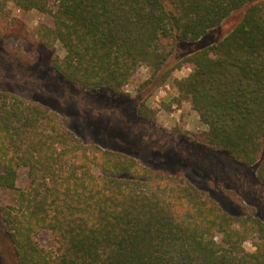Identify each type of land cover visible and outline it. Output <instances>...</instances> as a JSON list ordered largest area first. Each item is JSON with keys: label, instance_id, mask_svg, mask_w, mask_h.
<instances>
[{"label": "trees", "instance_id": "16d2710c", "mask_svg": "<svg viewBox=\"0 0 264 264\" xmlns=\"http://www.w3.org/2000/svg\"><path fill=\"white\" fill-rule=\"evenodd\" d=\"M9 5L53 18L36 27L37 44L49 68L81 90L121 94L142 66L163 80L168 63L191 66L173 83L174 98L189 102L202 125L192 142L251 166L264 190V0H0V21ZM238 9L223 37L175 51ZM137 111L154 120L146 103ZM220 188L243 215H230L179 173L83 142L49 105L0 90V190L10 193L0 206L2 244L16 264H264V221ZM43 231L54 248L38 242Z\"/></svg>", "mask_w": 264, "mask_h": 264}, {"label": "rangeland", "instance_id": "374dc122", "mask_svg": "<svg viewBox=\"0 0 264 264\" xmlns=\"http://www.w3.org/2000/svg\"><path fill=\"white\" fill-rule=\"evenodd\" d=\"M7 12L0 21V90L49 105L83 142L124 152L153 169L179 173L230 215H243L244 208L223 193L220 188L223 186L237 194L243 204L254 207L264 221V190L255 180V170L251 166L235 165L221 153L205 150L191 140V135L202 125L189 102L174 98L177 90L173 83V79L187 75L191 66L173 70L168 63L163 69L168 73L166 80L152 78L150 69L142 66L121 94L84 91L56 75L49 68L47 49L37 44L36 27L40 23L51 25L53 18L12 5ZM242 12L243 9L234 11L219 28L209 31L200 40L180 45L175 51L183 55L197 46L217 41L240 19ZM35 49L39 55L35 54ZM12 50L24 52L30 57V63L13 58ZM57 51L62 54L60 49ZM141 102L154 112L153 121L138 115ZM17 185H26L23 171ZM9 199L10 193L0 190V206ZM6 238L0 221V264H16L14 254L13 261L2 244ZM37 239L44 247H55L48 231L41 232ZM244 248L247 251L254 249L251 241H246Z\"/></svg>", "mask_w": 264, "mask_h": 264}]
</instances>
